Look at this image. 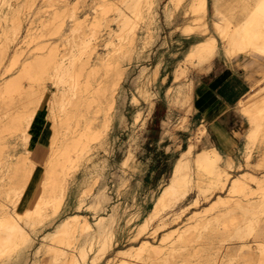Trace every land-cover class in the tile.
I'll return each mask as SVG.
<instances>
[{
	"label": "bare ground",
	"instance_id": "obj_1",
	"mask_svg": "<svg viewBox=\"0 0 264 264\" xmlns=\"http://www.w3.org/2000/svg\"><path fill=\"white\" fill-rule=\"evenodd\" d=\"M61 1L66 2V7L55 8L54 13L42 22L37 33V37L61 34L64 36L61 44L38 45L30 49L26 56L25 49L18 45L8 56L5 68L0 69V168H5V181H0V195L4 193L7 197L5 201L0 199V257L14 254L16 259L28 261L26 264H39L42 256L49 254L52 264H90L89 251L94 249L96 260L101 255H106L105 264H234V259L239 264H264L262 77L237 103L236 109L244 121L242 131L235 135H243V147L235 144L231 153H227L210 138L206 137L207 140L203 141L209 131V123L202 121L188 145L176 158L169 179L166 182L161 180L160 192L155 197L152 194L153 205L145 214L142 213L144 216L138 211L134 214L126 213L129 208V203L126 202L128 197L126 200H114L110 202V208H104L111 195L106 186H100L91 200L86 202L87 206L86 196L77 194L75 211L58 219L53 228L44 231L41 241L36 240L39 230L36 229L37 225L58 217L69 190L68 175L81 163L91 160V150L103 144L114 107L117 84L114 76L122 75V60L141 47H137L138 40L141 41L142 38V33L139 35L137 30L138 23L145 18V23L152 22L160 2L94 0L100 6L98 12L95 11L97 13L89 17L91 13L85 12V15L79 16L72 11L70 14L74 21L69 32L63 35L71 0ZM252 1L212 0L210 5L208 0L190 1V12H193L190 19L197 22L184 23L183 30L187 33L198 31L203 36L189 42L183 59L192 61L196 58L198 61L194 60L195 64H202L219 54L221 43L228 58L249 53L253 56L251 61L264 60V0ZM1 2L2 0L0 4ZM2 9L0 5V33H7L10 28H19L21 23L14 18L17 8L11 11ZM126 9L133 11V15H128ZM209 10L212 29L206 19ZM112 12H119L123 19L119 33L121 41L118 46L101 52L93 39L97 37L105 20H112L107 19ZM36 23L37 21H31L28 28L30 35ZM109 33L112 34L111 31ZM77 34H80L79 37ZM34 39L33 37L28 42ZM9 41L7 38L0 43V66L7 57ZM69 43H76L78 47L70 48ZM245 68H248L247 65ZM261 68L264 69L262 64ZM144 71L145 66H142L141 73ZM185 72V67L181 71L176 68L175 79ZM158 73L157 67L153 76ZM46 80H52L56 87L48 100L50 120L40 139L47 138L49 152L42 180L37 183L35 193L27 204V211L23 214L16 206L23 202L35 164L31 163L28 154L21 155L16 160L12 158L15 144L13 136H20L23 144H26L29 138L28 126L42 104V94L45 92L37 93L36 90L40 87L47 89ZM146 83L142 90L145 93L148 92ZM186 86V81L177 83L178 92L174 94L177 101L186 100V94L183 93ZM99 113L108 115L101 130L96 129ZM253 148L256 149L255 154ZM240 153H243V159H240ZM131 158L132 153L129 152L122 158L121 164H127ZM235 169L237 173L233 174ZM127 179L123 177L122 183L125 184ZM193 184L203 192L209 190L212 193L225 189L226 193H217L209 205L194 209L186 219L181 220L182 223L166 228L168 217L173 216V220H178L182 212L188 209V204L183 202L189 198ZM127 193L133 197L137 194L136 190ZM192 203L197 204L198 199H193ZM50 204H53V209L47 211ZM10 205L11 210L8 208ZM90 210L92 218L84 212ZM170 211H174L173 214L165 216ZM134 218H138L136 224L131 222ZM157 220L160 223L149 231V227ZM116 229H126L131 235L128 236L125 247L114 248V254L108 256V249L115 242L113 237ZM159 232L161 237L155 238ZM224 241L232 243L222 251L215 242L222 244ZM4 261L6 262L5 259Z\"/></svg>",
	"mask_w": 264,
	"mask_h": 264
},
{
	"label": "rangeland",
	"instance_id": "obj_2",
	"mask_svg": "<svg viewBox=\"0 0 264 264\" xmlns=\"http://www.w3.org/2000/svg\"><path fill=\"white\" fill-rule=\"evenodd\" d=\"M7 1L8 2L6 3L2 0L0 4L3 7L2 10L11 11L14 8H17L16 12L14 13V18L16 21H20L21 24L19 25V28L15 30L10 28L8 29L7 33H0V43H3L7 38L10 40L7 45V57L1 64L0 69L2 67L5 68L9 60L8 56L12 54L15 47L18 45H21V47L25 49L24 55L26 56L30 49L38 45L44 43L61 44L60 42L62 37H64L61 34L39 35L37 37V33L42 26V22L46 21L49 16L54 13V9L66 7V2L61 0ZM159 1L160 2L157 5V16L156 14L154 15V18L151 19L152 22L149 23L147 21V23H145L147 20L145 18L141 19L138 23L139 27L137 30L139 31V35L142 33V38H140L141 41L138 40L139 44L137 47H140V45L141 47L138 48L136 52H133L131 56L122 60V65L124 68L122 75H120V77H118V75L114 76V81L117 82L116 89L114 91V107L110 115L111 120L109 121V125L106 127L103 144L101 146H96L91 150V160L81 163L68 175L69 190L65 195V202L59 209L58 217H56L57 219H49L42 222L40 225H37L36 229H39L38 234L36 235L37 241H41L42 233L53 228L55 222L58 219L62 218L69 212L71 213L75 211L74 205L77 201V194H84V197L86 196V205V202L91 200L93 193L97 191L100 186H106L107 192L111 195L109 201L105 203L104 208L108 209V206L110 208V202L114 200H121L123 198V200H126L128 197L126 202L129 203V208L127 209L126 213L134 214L138 211L140 212L141 216H144L143 214H145L146 211L152 207L153 199L156 196V193L158 194L160 192V181L163 180L166 182L169 179L172 174V169L176 158L179 156L181 150L184 149V147H186L188 142H190L192 139L197 126L192 124L190 120V114L193 111L194 91V82L190 75L192 69H196L197 71H207L213 65L214 59L210 62H205L199 65L195 64L194 60H196V62L198 61L196 58H193L192 61L183 59V57H185V51L187 50L188 42H181L180 40H177L178 37L176 36L180 34H191L185 32L182 25L187 22H197L190 19L193 15V12H190L189 2L192 0H181V2H178V0ZM166 5H168L167 8ZM68 6L69 7L65 17L66 22L63 26V31L65 30L63 35L65 32H69L70 25L74 21L73 17H71L72 11H74V13L79 16L85 12L91 13L89 14V17H91V15L93 16L96 14L99 10L98 8H100L98 4H95L94 0H71L70 5ZM93 11L97 12L94 13ZM125 12L128 15H133L134 13L130 9H126ZM110 14V16L108 15L107 19L112 20H105V24L100 27L97 37L93 39L98 43L97 47L101 52L108 51L109 48H112L115 45L118 46L119 41H121L119 33L121 27L120 24H123V19L121 18L119 12H112ZM210 14L211 12L209 10L206 19L208 20L209 26H211L210 28L212 29V25H210L212 21L209 18ZM31 21H37L36 25L31 29L32 35H30L28 30ZM87 29L89 31V28ZM109 31H111L112 34L109 33ZM195 32L198 31H194L192 33ZM79 35L80 34H77L78 37ZM33 37L35 39L28 42V40ZM93 37L94 36H92V38ZM76 46V43L68 44V47L70 48H76ZM167 49L168 52L166 53ZM117 51L119 52V50ZM222 54L223 52L221 50V52H219L216 57L220 59ZM244 55L245 54H242L238 57H231L228 59L230 61H239L241 57L244 61L245 59H243V57L246 58ZM260 63L264 67V60L259 59L257 63L251 66V70L257 77H262L261 84H263L264 69L261 68ZM142 66H145L144 73H141ZM182 66L185 67L186 72L175 79L174 70L178 68L179 71H181L183 70ZM157 67L159 73L156 76H153V72ZM180 81L187 82V86L185 90H183V93L186 94V100L177 101L175 98L176 95L174 94L178 92L176 86ZM145 83L146 87L148 88L147 93H149V95L151 94V99L147 93L142 91ZM46 84L48 86L47 89H41L42 87H40L36 90L37 93L43 91L45 92L42 94L43 102L41 105H39L32 122L28 126L27 132L29 138L26 144H23V140L20 138V136H13V142H15V144L12 149V158L16 160L21 155L28 154L29 159L32 161L31 163L35 164L34 173L31 175L26 187L27 191L23 197V202L22 204L16 206V209L23 214L27 211V204L35 193V187L37 183L42 180L44 175L43 171L45 169V163L49 152L47 138L46 140L40 139L47 129V123L50 120V117L48 116V100L51 92L55 90L56 87L54 86L52 80H46ZM169 87L172 88L169 90ZM166 91L169 94H167ZM151 103L152 105L150 106ZM232 111L233 119L231 128L232 133L234 134L233 137L226 135L221 131L220 135H213L210 127L207 134H205L203 137V141L207 140L206 137H208L217 146V142L219 141L223 146L221 149L227 153H231L233 149L232 147L235 144H241L240 146L243 147V135H235V133H240V131H242L244 120L236 108H234ZM106 116L108 115L99 113L96 119L97 130H101L103 128ZM166 123L168 125H166ZM212 127H214V125ZM255 148L252 149L253 154L256 153ZM129 152L132 153L133 158L129 160L127 163L128 165L121 164L122 158L129 154ZM243 156V153L239 154L240 159H243ZM134 167L135 169H133ZM4 169L5 168L3 167L0 168L1 182L5 181ZM235 173H237L236 169L233 174ZM123 177L128 178L125 184L122 183ZM134 190H136V196H138L137 198L136 196L133 197L130 193H127ZM122 191H125V193L123 194ZM217 193L225 194L226 191L223 189L214 191L212 193L209 190L203 192L195 184H193L190 190L189 198L183 202V204H188V209L184 210L185 212H182L178 220H173V216L168 217L166 228H170L182 223L181 220L186 219L194 209H202L206 205H209L211 201L214 200ZM195 198L198 199L197 204L192 203V200ZM0 199L5 201L7 200V197L4 195V193H2L0 195ZM86 206H84V208ZM11 207V205L8 206L10 210ZM52 209L53 204L47 206V211H52ZM84 212L88 213V215L92 218L91 210ZM170 212H168L165 216H171L174 211ZM137 221L138 218H134L131 222L136 224ZM159 221L160 220L155 221L149 227V231L153 230L155 226H157L156 224L160 223ZM126 229H123L124 231L122 229H120V231L118 229L115 230V237H113L115 242L109 247L108 256H112L114 254V251L112 252L114 248H122L128 244L127 238L131 234H129L127 232L128 230ZM144 236H146V234ZM160 237L161 232L155 236V238ZM148 238L154 239V237ZM233 242H236V240ZM135 243L137 244L138 241ZM229 243L232 242L224 241L222 244L220 242H215V245L219 246L222 251H225ZM93 247H96V243ZM93 250L89 251V263L98 264L97 262H99L100 264H105L106 255H101L99 257L100 259L96 260L97 258H94L95 252ZM9 256L8 254L7 257L6 255L1 256L0 264H26L28 262H23V260L16 259L14 254H10ZM50 258L51 255L49 254L43 255L39 264H52V262L50 263ZM233 262H235L234 264H239L237 259H234Z\"/></svg>",
	"mask_w": 264,
	"mask_h": 264
},
{
	"label": "crops",
	"instance_id": "obj_3",
	"mask_svg": "<svg viewBox=\"0 0 264 264\" xmlns=\"http://www.w3.org/2000/svg\"><path fill=\"white\" fill-rule=\"evenodd\" d=\"M211 2L212 0H208V5ZM250 2L252 3V1ZM199 36H203L202 33L180 34L176 37H178L177 40L189 44L191 40L200 38ZM221 50L223 54L220 59L216 57L218 55L216 54L206 61L210 62L214 59L213 65L207 71L192 69L190 76L194 82V91L193 111L190 114V120L196 126L202 121H208L213 135H220L221 131L233 137L232 110L237 107L238 101L244 98L253 89V84L258 81L259 77L251 70V66L257 62L251 61L253 56L249 53L239 54H245L244 61L241 57L239 61H230L220 43V52ZM255 55L257 56V53ZM245 65H247V69ZM213 125L214 127H212ZM217 144L220 148L223 147L219 141Z\"/></svg>",
	"mask_w": 264,
	"mask_h": 264
}]
</instances>
